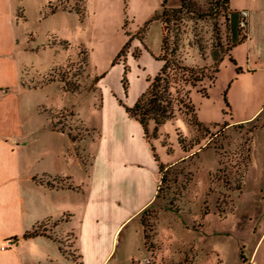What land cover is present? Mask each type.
<instances>
[{
    "label": "rangeland",
    "instance_id": "1",
    "mask_svg": "<svg viewBox=\"0 0 264 264\" xmlns=\"http://www.w3.org/2000/svg\"><path fill=\"white\" fill-rule=\"evenodd\" d=\"M40 1L25 3L27 28L35 34V43L58 47L59 57L51 50L40 56L43 64L58 58L59 66L22 84L59 80L74 93L51 101L66 108L48 111L53 126L76 141L74 148L84 167L98 150L102 152L103 129H123L119 112L124 110L137 121L127 108L157 74L153 75L154 67L163 63L158 56L204 69L207 75L215 66L221 70L206 95L190 90L195 115L176 107L173 117L160 124L150 118L144 128L137 121L150 154L144 161L150 163L151 157L156 164V195L119 229L104 264H264V103L258 115L237 121L264 102V87L250 76H241L236 84L227 79L239 72L232 66L242 48L231 50L246 32V26L234 25L232 13L264 9V0H165L163 7L161 0H50L42 15L56 9L79 14L75 32H70L69 21L65 23L69 42L43 34L36 13ZM143 36L157 55L148 52L146 65L130 72L126 63L130 41H142ZM116 62L123 64L122 69L115 67L106 75L108 97L102 110L97 83L101 72ZM208 83L205 78L202 85ZM47 182L71 186L65 177ZM62 220L42 222L33 230L56 242L54 264H83L70 235L50 230ZM97 250L100 264L108 249Z\"/></svg>",
    "mask_w": 264,
    "mask_h": 264
},
{
    "label": "crops",
    "instance_id": "2",
    "mask_svg": "<svg viewBox=\"0 0 264 264\" xmlns=\"http://www.w3.org/2000/svg\"><path fill=\"white\" fill-rule=\"evenodd\" d=\"M49 1L41 0L37 4L43 34L69 42L65 23L69 21L70 32H75L79 14L56 9L42 15V8ZM26 2L0 0V264L56 263V242L47 233L23 235L42 222L62 218L50 230L70 235V244L82 254L83 264H97L101 255L97 249L106 247L108 251L100 263L104 264L119 229L154 200L156 164L151 157V162L145 163L144 159L150 154L142 128L123 110L118 113L123 129H103L100 144L105 137L107 144L104 142L102 152L98 150L87 166L82 165L74 148L76 141L53 126L48 111L66 108L51 101L74 93L66 91L59 80L35 86L22 84L59 66L58 58L49 62L46 59V64L41 62L42 53L51 50L59 57V49L34 42L35 34L27 28ZM161 29H164L162 24ZM257 37L263 39L262 42H258ZM144 38L130 41L126 56L130 72L146 65L148 52L154 57L157 55L150 52ZM237 48H242L243 54L233 58L232 67L239 72L230 74L227 79L236 84L241 76H250L251 81L263 88L264 9L248 12L245 37L231 52ZM118 64L101 72L98 80L102 110L108 97L106 75L115 67L122 69L123 64ZM161 64L159 61L154 67L153 75ZM144 90L145 86L139 95ZM263 103L262 100L250 115L237 121L258 115ZM61 177L67 178L71 186L57 187L47 182Z\"/></svg>",
    "mask_w": 264,
    "mask_h": 264
},
{
    "label": "trees",
    "instance_id": "3",
    "mask_svg": "<svg viewBox=\"0 0 264 264\" xmlns=\"http://www.w3.org/2000/svg\"><path fill=\"white\" fill-rule=\"evenodd\" d=\"M164 2L165 0H161L162 7ZM53 11L54 10H51L50 12ZM232 16L234 25H238V12L234 11ZM166 40L167 37L164 35L162 49L165 47ZM240 41H237L235 44ZM157 58L163 61L161 68L152 78L147 89L138 97L134 105L127 108L129 115L135 118L144 128L150 118H152L156 124H160L166 119L173 117L176 107L178 110H181L182 107L188 108L192 110L195 115L194 105L189 97L190 90L194 88L202 95H206L207 89L214 84L219 71V66H215L211 73L207 75L204 69L188 67L184 64L174 63L173 61L169 63L167 59L161 56ZM170 64H172V66ZM205 78L209 80L207 86L202 85ZM36 234L37 233L32 230L24 233L23 236L28 237Z\"/></svg>",
    "mask_w": 264,
    "mask_h": 264
},
{
    "label": "built area",
    "instance_id": "4",
    "mask_svg": "<svg viewBox=\"0 0 264 264\" xmlns=\"http://www.w3.org/2000/svg\"><path fill=\"white\" fill-rule=\"evenodd\" d=\"M239 14V26L244 27L246 26V20L248 17V11L247 10H242L238 12Z\"/></svg>",
    "mask_w": 264,
    "mask_h": 264
}]
</instances>
